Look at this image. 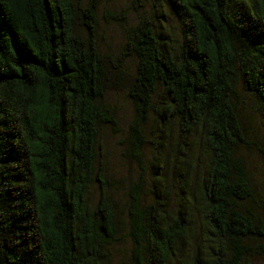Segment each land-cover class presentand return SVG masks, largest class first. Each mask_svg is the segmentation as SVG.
<instances>
[{
	"label": "trees",
	"instance_id": "trees-1",
	"mask_svg": "<svg viewBox=\"0 0 264 264\" xmlns=\"http://www.w3.org/2000/svg\"><path fill=\"white\" fill-rule=\"evenodd\" d=\"M166 1L180 35L155 5L113 56L101 0H0V264H264V191L242 153L257 145L243 96L264 114V0ZM123 89L120 144L142 173L119 199L105 136Z\"/></svg>",
	"mask_w": 264,
	"mask_h": 264
},
{
	"label": "rangeland",
	"instance_id": "rangeland-1",
	"mask_svg": "<svg viewBox=\"0 0 264 264\" xmlns=\"http://www.w3.org/2000/svg\"><path fill=\"white\" fill-rule=\"evenodd\" d=\"M142 3V5H141ZM155 5H159L164 12L163 16V25L167 29H170L173 34L179 36L182 31V23L180 18L173 7L169 5L166 0H142L138 2L137 0H101L99 7V17L101 22L100 36L102 40V47L105 51L110 52L113 56L118 55L122 50V47L126 40V29L129 25H134L139 16V11L152 12V8H156ZM109 13L118 14L121 18H114L113 16L109 19L107 16ZM126 22V23H125ZM134 58L128 59L125 67H127V75L131 77L134 72ZM243 99H246L245 111L248 114V125L250 127V139L257 143L252 147H247L243 149V155L246 158L247 165L251 170L253 177L256 183L259 186V189L264 191V114L254 112L252 107V100L250 97L243 96ZM111 101L116 103L119 110V125L120 131L117 133H107L105 136L106 147L110 150L109 162L111 166V174L116 176L119 179H124L125 182L122 186V189L116 194L119 199L125 197L126 190L130 184L127 181V178L137 180L142 173L138 164L134 161H127L123 155L124 146H121L122 141H126L128 138V127L130 123V118L132 115V105L129 100L126 98V91L115 93L113 97L111 96ZM154 125V117L151 119L148 124V131L150 132ZM175 128V127H174ZM151 136V132L149 133ZM173 136L177 134L173 130ZM175 143V142H174ZM173 142L170 143L171 148L174 145ZM169 144V143H168ZM153 146V145H152ZM155 150L152 147H149L146 151L148 158V172L147 174V194L145 198H152L151 187L150 185L153 182L152 172L150 173V166L155 155ZM197 153V156H196ZM196 156L198 163L196 164V170H199V173L196 172L195 180L197 181L200 173H203L205 165H207L208 157L205 155V149L203 146L199 148L191 149L190 156ZM200 165L199 168L197 166ZM201 176V175H200ZM129 182V183H128ZM169 182V181H168ZM170 185L176 190L178 186V180L173 176L170 179ZM127 240V239H126ZM126 247L128 244L125 245ZM258 264H262L263 260L258 258L256 261Z\"/></svg>",
	"mask_w": 264,
	"mask_h": 264
}]
</instances>
